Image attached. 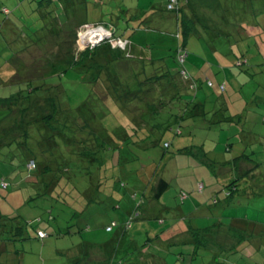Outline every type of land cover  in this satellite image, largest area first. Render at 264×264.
I'll list each match as a JSON object with an SVG mask.
<instances>
[{
	"label": "trees",
	"instance_id": "16d2710c",
	"mask_svg": "<svg viewBox=\"0 0 264 264\" xmlns=\"http://www.w3.org/2000/svg\"><path fill=\"white\" fill-rule=\"evenodd\" d=\"M34 1V9L25 15L16 12L12 16L13 9L0 8V31L4 30L5 39L0 59L4 45L11 49L0 60V126L6 133L0 145L15 144L26 157L27 173H38L28 178H37L43 188L41 195L71 208L68 218L77 220L65 226L61 235H81L91 228L81 216L87 206L122 209L126 203L120 202L128 196L130 207L123 219L114 218L104 225L110 236L105 242H92L105 250L102 264H238L230 254L241 257V251L249 258L255 251L260 258L254 264H264V223L257 219L261 210L251 207L256 219L249 218L250 214L240 213L242 207L236 206L235 199L242 192L248 206L260 207L254 199L264 194L263 159L233 140L239 132H227L223 149H218V139L205 132L226 122L235 126L236 120L209 109L207 95L198 97L204 84L218 85L219 92L227 85L198 79L207 68L201 69L197 62L194 69L187 66L186 39L195 21L185 9L192 10V0H161L158 7L151 0L133 4L108 0L113 3L107 10L109 20L91 22L101 24L110 37L82 49L76 40L79 28L89 24L84 16L91 0ZM219 3L215 16L226 18L229 4ZM162 9L171 15H161ZM131 10L134 13L129 16ZM118 22L126 36L115 34ZM9 23H16L18 30L13 28L11 33ZM154 37L158 43L151 42ZM118 42H124L123 48ZM164 42L169 54L161 53ZM70 70L79 74L80 82L91 86L75 107L66 99L63 80ZM172 140L178 142L170 151ZM233 149L235 155L224 153ZM173 153L187 155L189 162L173 170L181 195L176 193V205L169 206L161 200L170 187V176L164 175L162 163ZM152 166L146 175V168ZM139 169L145 172L143 180L138 177ZM195 174L199 177L190 190L188 180ZM205 193L208 198L203 197ZM188 200L194 204L191 214L183 207ZM198 206L204 209L201 222L196 219ZM173 212H181L182 217L172 220L169 214ZM53 218L49 211L48 219ZM137 219L140 230L129 234ZM36 221L12 225L0 214V264H10L5 252L13 255L20 251L8 244L48 237L50 231ZM29 225L34 229L31 234ZM81 243L87 248L75 254L70 251L73 254L68 263L99 264L88 262L89 245L86 239ZM14 256L19 259L21 255Z\"/></svg>",
	"mask_w": 264,
	"mask_h": 264
},
{
	"label": "rangeland",
	"instance_id": "374dc122",
	"mask_svg": "<svg viewBox=\"0 0 264 264\" xmlns=\"http://www.w3.org/2000/svg\"><path fill=\"white\" fill-rule=\"evenodd\" d=\"M92 1L93 0L90 1L92 4H88L89 10L84 16V20L88 21L89 24L82 26L81 28L83 29L79 28V35L76 40L78 49L99 44L110 37L108 30L106 31L101 24H93V22H105V20H109L110 16H106L107 10L110 9L113 3L111 4L108 0H96L95 3ZM135 1L136 0H129V3L133 4ZM151 1L158 7L161 0ZM230 1L233 2L230 9L224 8V10L226 9L224 12L226 18L215 16L219 14L218 11L214 13V10L220 6L219 0H192V6H189V8L192 7V10L188 11L185 9V12L190 14L189 17L195 21V23L193 22L194 30L191 29L186 39V49L188 51L186 57L188 61L187 66L194 69L193 63L197 62L202 67L201 69L207 68L206 71L201 73L204 80L200 77H197L198 79L203 82L210 79L214 83L223 82L227 85L224 92L223 90L219 92L218 85L207 86L204 84L198 97L207 95V107L209 109H217L220 112V117L223 115L235 116V126H227L228 123L226 122L221 126L213 127L211 130L205 132L218 139V142H216L218 149H223V140L228 135L227 132H239L237 135H234L233 140L240 141L237 142V144L241 148L244 147L251 152L254 151L258 153L257 156L263 159L261 163V173L264 174V61L262 60L264 56V0ZM222 2L225 5L229 0H222ZM2 6L9 8V10L13 9L14 13L13 15L11 14L12 16H14L16 12L25 15L28 12H32L35 7V1L0 0V8ZM167 11L168 10L162 9L159 12L161 15H171V13ZM133 13L134 10H131L128 14L132 16ZM2 18L3 13L0 12V20H2ZM226 23H229V26H227ZM10 25L11 33L15 32L13 28L18 30V25L16 23ZM37 25L38 23H36L35 26ZM95 28H103L107 33L101 37L98 36L94 41L89 40L82 43L80 41V33H85L87 30ZM123 30V24L118 22L115 34L121 33V35L126 36ZM3 34L4 30H1L0 47L4 39ZM152 34L156 35L155 32ZM151 42L158 43L157 37H154ZM164 43L165 48L162 49L161 53L169 54L170 48L166 42ZM118 44L119 46L122 44L125 45L124 42H118ZM4 46L3 50H5V53L1 59L4 58L5 54L9 55L11 52L9 46H7V48H4ZM132 51L140 54L146 53L139 51V49H132ZM1 72L2 71H0V73ZM2 76L3 74L1 73L0 78ZM78 76L79 74H77L76 71L70 70L67 71L63 77L67 89L66 99L74 107L87 95L89 88H91L89 83L80 82ZM15 86L16 85L11 86V89H14ZM215 99L221 100V103H217ZM226 106L227 109L224 110ZM5 136L6 133H4L3 128L0 126V141L2 140V142H4L3 139ZM177 142L176 140H172V146L169 148L170 151L176 148ZM235 151V149L231 152H224L223 150L224 153H227L226 155L229 153L235 155ZM255 158L256 157H254V159ZM186 159L187 155L175 153L171 159L169 154L162 163L166 171L164 175L168 179V176H170L171 188L169 187V189L163 193L161 200L168 202L169 206L176 205V193H178L179 197L181 195V192H179L180 188L177 186L178 179H175L173 170L179 166L188 165L189 161H186ZM26 161V157L22 153H19L15 144L0 145V214L5 221L12 225H18V222L24 224L26 221L38 219L36 225L40 224L41 227L50 231V234L43 240L28 238L27 240L25 239V242L20 244H8L9 247L16 246L20 250L16 253L12 252L13 255H8L6 252L4 253L7 259L9 258V263L18 264L19 260L20 264H69L68 259L73 253L82 252V249L87 248L85 243H81L82 239H86L89 245L88 262H98L99 264L105 262V250H101V248L96 245L93 246L92 242L94 240L96 242H105V238L110 236L111 233L105 231L104 225L114 218L118 220L123 219V213L130 207L128 205V196H125L123 201L120 202V204L126 203L123 205L122 209H109L102 205L99 206L101 208L95 205L87 206L81 216L84 219L86 218L91 228L89 230H83L81 235H61L63 228L72 224L77 219L68 218L69 215H71V208L67 207V204L59 203L61 204L60 206H63V208H61L54 203L56 200L51 196L41 195L43 188L36 182L37 178H34L35 181H31L28 178V175L36 177L38 173L36 171H32L31 174L27 173ZM134 163L136 165L139 164L137 161ZM152 170L153 166L150 167V169L147 167L145 170L146 175H149ZM143 174L145 175V172L139 169L138 177L141 180H143ZM192 177L188 180V188L190 190L194 188L195 179L199 176L195 174L194 178ZM1 182L8 184V186L2 187ZM179 185H181V181ZM64 187L66 188L67 185ZM175 188H177L178 192L175 191ZM35 194L37 195L36 197ZM192 196L196 197V195ZM235 199L236 206L242 207L240 208V213L243 215L246 213L250 214L248 216L249 218L256 219V213L251 210V207L255 211L261 210L260 213L257 214V219L264 223V194L255 196V202H260L259 208L248 206L242 192L238 194ZM231 200H233V198ZM183 207L185 212L191 214L194 209V204H190L188 200L185 201ZM49 211L54 215L53 219H48ZM173 214L174 216H172ZM169 215L170 218L172 217V220L175 217H182L181 212H179L178 215L174 212ZM238 216L241 215L239 214ZM202 218L204 219L202 215L201 217H196L197 222H201L203 220ZM140 228V220H133L132 227L128 230V233L136 234ZM28 230L29 234H31L34 230L32 225H29ZM58 231H60V235L56 234ZM228 240L227 238V243H229ZM221 249L223 248L221 247ZM241 252H239L241 257L238 255L236 256V254H230L232 259L234 258L237 260L238 264H244L245 262L246 264H254V261L256 262L260 258L259 254L255 251L252 252L251 258H249L247 254L245 256L241 255ZM17 253L22 257L20 256L18 259L17 256H14L17 255ZM158 253L161 254L160 251H158ZM200 259L203 260V256H201Z\"/></svg>",
	"mask_w": 264,
	"mask_h": 264
},
{
	"label": "bare ground",
	"instance_id": "6f19581e",
	"mask_svg": "<svg viewBox=\"0 0 264 264\" xmlns=\"http://www.w3.org/2000/svg\"><path fill=\"white\" fill-rule=\"evenodd\" d=\"M105 33L107 32L103 28L89 29L85 33L84 32L80 33V41L82 43L84 41H89V40L94 41L95 39H97L98 36L101 37Z\"/></svg>",
	"mask_w": 264,
	"mask_h": 264
},
{
	"label": "crops",
	"instance_id": "0c3cea01",
	"mask_svg": "<svg viewBox=\"0 0 264 264\" xmlns=\"http://www.w3.org/2000/svg\"><path fill=\"white\" fill-rule=\"evenodd\" d=\"M228 4H229V5H228L227 7L230 9V6H232L230 0H229ZM172 19H173V18H171L170 20H172ZM205 194H206V193H205ZM203 197H204V198H208L209 195L206 194V195H203ZM196 211H197V210H196ZM197 213H198V214H197L196 216H200V217H201V215L204 216V215H203V213H204V209H203L202 207H199V206H198V211H197ZM199 214H200V215H199ZM4 246H5V245H4ZM4 246H3V247H4ZM219 252H220V251H219Z\"/></svg>",
	"mask_w": 264,
	"mask_h": 264
},
{
	"label": "built area",
	"instance_id": "2783aa9c",
	"mask_svg": "<svg viewBox=\"0 0 264 264\" xmlns=\"http://www.w3.org/2000/svg\"><path fill=\"white\" fill-rule=\"evenodd\" d=\"M168 7H171V6L169 5ZM106 31H107V30H106ZM109 34H110V33H109ZM121 46H123V44H122ZM29 165H31V166H32L33 164H32V163H30ZM41 235H42V233H41Z\"/></svg>",
	"mask_w": 264,
	"mask_h": 264
}]
</instances>
